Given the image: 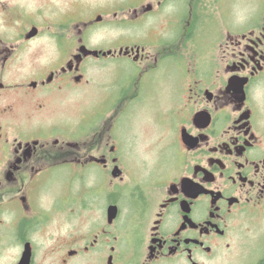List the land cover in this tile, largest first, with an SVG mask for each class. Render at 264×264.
<instances>
[{"label": "flooded vegetation", "instance_id": "1", "mask_svg": "<svg viewBox=\"0 0 264 264\" xmlns=\"http://www.w3.org/2000/svg\"><path fill=\"white\" fill-rule=\"evenodd\" d=\"M257 2L241 13L233 0H0V264H264ZM82 45L97 54L77 61ZM117 56L134 69L113 84L106 125L66 141L49 104L84 83L87 58ZM162 71L175 93L147 112L141 146L129 137L128 155L144 151L131 174L115 128L146 112ZM169 147L176 166L153 176L147 155ZM66 175L76 198L60 206L53 183Z\"/></svg>", "mask_w": 264, "mask_h": 264}, {"label": "rangeland", "instance_id": "2", "mask_svg": "<svg viewBox=\"0 0 264 264\" xmlns=\"http://www.w3.org/2000/svg\"><path fill=\"white\" fill-rule=\"evenodd\" d=\"M249 3L258 2L257 0H233L234 6L238 7V12L241 13L247 10ZM226 9H228L227 5ZM118 42L121 43L126 41L124 38ZM71 43V40L66 39L67 47H69ZM86 43L89 45L90 41L87 40ZM133 69V63L124 56L100 57L99 59L89 57L85 60L82 76L84 83L65 88L63 92L56 95V101H51L47 109L51 112L55 110V112L60 115L59 125L61 129L65 130L66 141L89 142L93 139L92 137H98L99 134L97 135L96 133L100 131L102 125L104 126V123L106 125L104 120L111 115V112H109L111 108V101L109 98L113 84L122 81ZM34 72L36 74V71ZM35 74L33 76H35ZM174 81L175 77L171 74H166V71L159 72L156 84L152 86L151 94L153 96L149 100L143 99V104H141V109L146 112H141L137 117H132L131 113H129L125 120L120 118V123L115 128V133L119 136L118 151L121 155L123 166L131 174H140L144 172V168H141L140 161L138 160L142 153L144 154V151L141 147H138V153H134L135 155H128V139L134 134H138L137 141L140 138L139 145L141 146L142 140L145 137L142 128L143 126L147 127L149 125L146 121L148 118L145 117L149 115L147 112L160 116L163 110L162 107L170 102L175 93L173 90ZM94 124L97 126L95 128H90ZM83 132L86 133L79 138ZM105 132L106 131H102L103 134H105ZM171 151L172 147L163 151L162 153L164 155L161 156V158H157L156 155H147L150 166L153 168V172L151 173L153 176L158 166L161 164H166L164 168H162L163 173H168L169 169L176 166L173 164V162H175L174 159L169 154ZM90 169V174H93L94 189H106L105 183L107 179L103 175L102 170L98 166H92ZM63 173L67 174V167L62 170L61 174ZM90 174L89 176L91 177ZM67 179L69 180L66 175L64 178L54 183L50 182L53 183V190L55 193L53 195H55V197L58 196V203L60 206H65L76 198L73 191L74 189L69 187L71 181ZM76 183L77 182H73L72 186Z\"/></svg>", "mask_w": 264, "mask_h": 264}, {"label": "water", "instance_id": "3", "mask_svg": "<svg viewBox=\"0 0 264 264\" xmlns=\"http://www.w3.org/2000/svg\"><path fill=\"white\" fill-rule=\"evenodd\" d=\"M80 51L81 53H78L77 55H75V57L77 58V61L79 58L82 57V55H88V54H97V51L96 50H91V49H88L87 47H85L84 45H82L80 47Z\"/></svg>", "mask_w": 264, "mask_h": 264}]
</instances>
